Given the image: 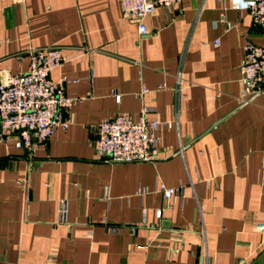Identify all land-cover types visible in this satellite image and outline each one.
<instances>
[{"label":"crops","instance_id":"obj_1","mask_svg":"<svg viewBox=\"0 0 264 264\" xmlns=\"http://www.w3.org/2000/svg\"><path fill=\"white\" fill-rule=\"evenodd\" d=\"M145 24L141 36L120 0H0V80L57 46L66 62L51 78L78 99L70 128L32 154L0 141V264H253L264 252V90L244 103L241 72L262 29L229 0L158 7ZM144 108L162 124L153 162L99 157V124ZM161 184L181 188L177 202Z\"/></svg>","mask_w":264,"mask_h":264},{"label":"built area","instance_id":"obj_2","mask_svg":"<svg viewBox=\"0 0 264 264\" xmlns=\"http://www.w3.org/2000/svg\"><path fill=\"white\" fill-rule=\"evenodd\" d=\"M184 0H120L123 16L138 25L139 34L149 32L145 20L155 14L158 7L168 10L179 9ZM233 10L248 12L254 24L264 33V0H229ZM220 42L214 43L219 47ZM245 58L241 64L243 102L249 103L264 90V45L251 42L245 46ZM30 68L26 73L5 74L0 80V141H14L17 149L32 154L39 146H44L58 130H68L72 121L69 110L77 98L66 94L67 78L54 81L52 73L64 66L66 58L60 47L36 48L28 52ZM183 74L178 76L177 94L182 91ZM119 99V97H117ZM148 108H144L139 119L131 115H119L103 121L97 127L98 135L93 142L96 154L107 162L115 164L151 163L152 149L159 144L158 131L162 124L148 121ZM179 113L168 126H179ZM185 148H181L183 153ZM168 201L177 202L181 188L158 187ZM145 193V190H141ZM159 219L163 211L157 212ZM69 219V203L60 202L59 222L66 224ZM107 230L118 233L120 226H109ZM257 229L264 230V225ZM135 232L136 229L134 228Z\"/></svg>","mask_w":264,"mask_h":264},{"label":"water","instance_id":"obj_3","mask_svg":"<svg viewBox=\"0 0 264 264\" xmlns=\"http://www.w3.org/2000/svg\"><path fill=\"white\" fill-rule=\"evenodd\" d=\"M253 264H264V252Z\"/></svg>","mask_w":264,"mask_h":264}]
</instances>
